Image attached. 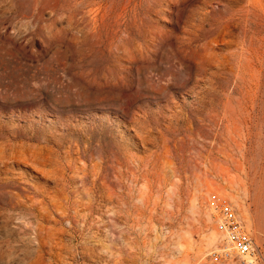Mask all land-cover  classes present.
Returning a JSON list of instances; mask_svg holds the SVG:
<instances>
[{"label":"rangeland","instance_id":"obj_1","mask_svg":"<svg viewBox=\"0 0 264 264\" xmlns=\"http://www.w3.org/2000/svg\"><path fill=\"white\" fill-rule=\"evenodd\" d=\"M218 199L264 262V0H0V264H240Z\"/></svg>","mask_w":264,"mask_h":264},{"label":"built area","instance_id":"obj_2","mask_svg":"<svg viewBox=\"0 0 264 264\" xmlns=\"http://www.w3.org/2000/svg\"><path fill=\"white\" fill-rule=\"evenodd\" d=\"M214 213L217 230L225 246L213 253L212 260L223 263L236 256L240 264H264L253 238L247 232L232 204L225 199H218Z\"/></svg>","mask_w":264,"mask_h":264},{"label":"bare ground","instance_id":"obj_3","mask_svg":"<svg viewBox=\"0 0 264 264\" xmlns=\"http://www.w3.org/2000/svg\"><path fill=\"white\" fill-rule=\"evenodd\" d=\"M248 7H249V6H248ZM250 7H252V6H250ZM254 7H255V6H254ZM239 10H240V9H239ZM250 10H251V9H250ZM252 10H255V9H252ZM241 11H242V10H241ZM235 12H236V11H235ZM237 12H238V11H237ZM251 12H253V11H251ZM258 12H259V10H258ZM244 13H246V12L243 11V14H244ZM249 13H250V12H249ZM256 13H257V12H256ZM233 14H234V13H233ZM247 14H248V11H247ZM259 14H260V13H259ZM230 15H231V14H230ZM234 15H235V14H234ZM236 15H237V14H236ZM253 15H255V14H253ZM253 15H251V16L253 17ZM255 16H256V15H255ZM223 17H224V16H223ZM223 17H222V18H223ZM230 17H231V16H230ZM252 17H251V19H252ZM219 18H220V17H219ZM253 18H254V17H253ZM236 19H237V17H236ZM246 20H247V19H246ZM225 21H226V20H225ZM228 21H229V20H228ZM234 21H235V19H234ZM234 21H233V22H234ZM236 21H237V20H236ZM249 21H251V20H249ZM255 21H256V20H255ZM251 22H252V21H251ZM214 23H215V22H214ZM229 23H230V22H229ZM247 23H248V22H247ZM217 24H218V23H217ZM220 24H221V22H220ZM231 24H232V21H231ZM245 24H246V23H245ZM210 25H211V24H210ZM226 25H227V24H226ZM226 25H225V26H226ZM238 26H240V25H238ZM219 27H220V26H219ZM232 27H233V26H232ZM247 27H248V26H247ZM213 28H215V27H213ZM245 29H246V28H245ZM219 30H220V28H219ZM223 30H224V29H223ZM227 31H228V30H227ZM213 32L216 33L215 30H214ZM243 32H244V31H243ZM209 33H210V32H209ZM245 33H246V32H245ZM223 34H224V33H223ZM224 35H225V34H224ZM216 36H217V35H216ZM211 37H212V36H211ZM214 42H215V41H214ZM242 47H243V46H242ZM240 55H241V54H240ZM242 56H243V55H242Z\"/></svg>","mask_w":264,"mask_h":264}]
</instances>
